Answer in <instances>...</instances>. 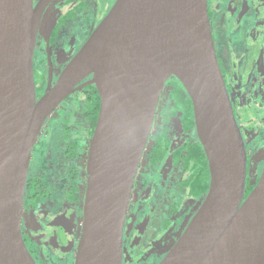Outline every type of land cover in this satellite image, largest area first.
<instances>
[{"label": "water", "instance_id": "obj_1", "mask_svg": "<svg viewBox=\"0 0 264 264\" xmlns=\"http://www.w3.org/2000/svg\"><path fill=\"white\" fill-rule=\"evenodd\" d=\"M48 1L0 0V264H35L20 230L31 148L46 117L88 82L96 84L101 102L74 264H122L133 180L171 76L191 98L210 184L158 264H264V164L244 196L247 154L216 57L207 0H115L36 97L33 52Z\"/></svg>", "mask_w": 264, "mask_h": 264}, {"label": "flooded vegetation", "instance_id": "obj_2", "mask_svg": "<svg viewBox=\"0 0 264 264\" xmlns=\"http://www.w3.org/2000/svg\"><path fill=\"white\" fill-rule=\"evenodd\" d=\"M41 0H33L36 5ZM115 0H49L33 52L36 97L53 84ZM216 57L242 134L246 196L253 134L264 144V0H207ZM91 74L80 83L90 80ZM169 77L133 180L122 231V264H158L199 209L210 170L190 96ZM101 98L94 82L67 95L44 120L30 152L20 230L35 264H74L83 225L90 140ZM191 103V106H190Z\"/></svg>", "mask_w": 264, "mask_h": 264}, {"label": "rangeland", "instance_id": "obj_3", "mask_svg": "<svg viewBox=\"0 0 264 264\" xmlns=\"http://www.w3.org/2000/svg\"><path fill=\"white\" fill-rule=\"evenodd\" d=\"M254 136V137H253ZM252 143L254 144L255 156L250 159V183L255 182L256 177L261 170L262 162L264 161V144L260 134H253ZM264 164V163H263ZM263 167V166H262Z\"/></svg>", "mask_w": 264, "mask_h": 264}, {"label": "trees", "instance_id": "obj_4", "mask_svg": "<svg viewBox=\"0 0 264 264\" xmlns=\"http://www.w3.org/2000/svg\"><path fill=\"white\" fill-rule=\"evenodd\" d=\"M173 78L174 79H176L177 81H178V79L175 77V76H173ZM172 93H174V94H186V91L184 90V88L181 86V87H179V88H176V89H174L173 91H172ZM190 106H191V103H190Z\"/></svg>", "mask_w": 264, "mask_h": 264}]
</instances>
